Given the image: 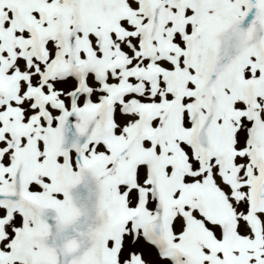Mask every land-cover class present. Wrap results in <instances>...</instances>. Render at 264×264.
I'll return each mask as SVG.
<instances>
[{"label": "snow or ice", "instance_id": "obj_1", "mask_svg": "<svg viewBox=\"0 0 264 264\" xmlns=\"http://www.w3.org/2000/svg\"><path fill=\"white\" fill-rule=\"evenodd\" d=\"M0 264H264V0H0Z\"/></svg>", "mask_w": 264, "mask_h": 264}]
</instances>
